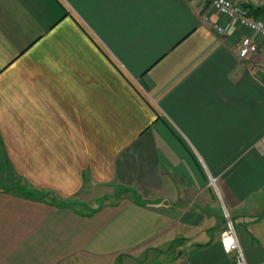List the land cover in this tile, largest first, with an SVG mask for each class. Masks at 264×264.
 I'll return each instance as SVG.
<instances>
[{"label":"crops","instance_id":"crops-1","mask_svg":"<svg viewBox=\"0 0 264 264\" xmlns=\"http://www.w3.org/2000/svg\"><path fill=\"white\" fill-rule=\"evenodd\" d=\"M263 53L199 0H0V264H235L225 212L264 264Z\"/></svg>","mask_w":264,"mask_h":264},{"label":"built area","instance_id":"built-area-1","mask_svg":"<svg viewBox=\"0 0 264 264\" xmlns=\"http://www.w3.org/2000/svg\"><path fill=\"white\" fill-rule=\"evenodd\" d=\"M203 4H209L212 8L230 19L236 20L239 25L248 31L255 32L264 38V16L255 17L250 14L249 10L238 0H199ZM219 32H224L222 25L209 21ZM258 42L249 34H245L241 40L239 55L245 59H252L258 54ZM253 66L260 68L264 73V53L260 63ZM226 223L221 233V242L227 253L234 254L235 264H248L244 249L240 243L237 228L228 212H225ZM231 241V244L228 242Z\"/></svg>","mask_w":264,"mask_h":264},{"label":"rangeland","instance_id":"rangeland-1","mask_svg":"<svg viewBox=\"0 0 264 264\" xmlns=\"http://www.w3.org/2000/svg\"><path fill=\"white\" fill-rule=\"evenodd\" d=\"M242 1H244V0H242ZM14 181L15 180L13 179L11 181H8L4 185H10ZM17 181L20 182L19 180H17ZM16 184L18 185V183H16ZM21 188H22L21 186H18L17 189H21ZM111 189L112 188H96V189L91 190L90 193H85L83 195L81 194L79 197L82 198V199L84 198L83 200H85L86 206L93 205L95 202L96 203H102V201H105L107 199V197H105V195L103 196L102 194L103 193H105V194H112ZM125 192H126V190H124L121 194H123ZM113 195L114 196H117L116 194H113ZM153 254H154V252L153 251H150L148 254L142 255L140 258H136L137 260H135L133 258L132 259L127 258V256H121L120 258L117 259V261H116L115 264H132V262H134V261H140V262H142V264H149L151 262V260H152V259H150V257L153 256ZM63 264H74V263H71L70 262V259H68ZM82 264H108V263H104L101 260H96V261H85Z\"/></svg>","mask_w":264,"mask_h":264},{"label":"trees","instance_id":"trees-1","mask_svg":"<svg viewBox=\"0 0 264 264\" xmlns=\"http://www.w3.org/2000/svg\"><path fill=\"white\" fill-rule=\"evenodd\" d=\"M244 6L249 10L250 14L255 16V17H260V16H264V6H255L253 4H244ZM13 180L12 178H0V190H4V191H10L11 189H17L19 185H17V182H12L10 185H4L6 184L8 181ZM125 190V187L123 186H119V188L117 189V191L115 192V194L119 197L121 196V193ZM24 194L25 196H29L31 194L32 195H37L39 194L41 197L43 196L42 193H37L36 191H31V190H24ZM37 195V196H39ZM48 196L47 194H45L43 197Z\"/></svg>","mask_w":264,"mask_h":264},{"label":"snow or ice","instance_id":"snow-or-ice-1","mask_svg":"<svg viewBox=\"0 0 264 264\" xmlns=\"http://www.w3.org/2000/svg\"><path fill=\"white\" fill-rule=\"evenodd\" d=\"M228 243L231 244V241H229Z\"/></svg>","mask_w":264,"mask_h":264}]
</instances>
